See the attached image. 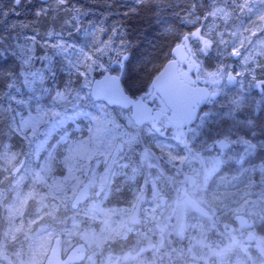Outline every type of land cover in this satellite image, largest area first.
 <instances>
[{"label":"rangeland","instance_id":"obj_1","mask_svg":"<svg viewBox=\"0 0 264 264\" xmlns=\"http://www.w3.org/2000/svg\"><path fill=\"white\" fill-rule=\"evenodd\" d=\"M31 1L0 0V51L4 55L11 53L17 61V69H11L6 81L0 83V104L6 109L0 113V140L11 143L13 150L19 153L17 164L20 174L27 177L24 189L32 185L31 171L42 164H50L52 177L56 178L67 175L71 165L72 184L83 186L90 181L95 183L90 199L78 209L70 206L63 209L61 218H66L70 226L72 216L76 215L96 231L102 225L89 222L84 216L90 203L100 200L107 209H128L132 207L135 197L143 192L145 199L140 204L139 222L131 225L133 231L127 239H110L102 252H96V264H101L109 251L123 254L132 246L145 248V230H153L154 239L159 238L161 232L157 224H163L166 216L171 218L177 192L182 195L179 186L183 184V192L196 201V212L189 205L182 217L175 219L180 221L175 228L167 226L163 232V244L171 250L165 252L174 254V234L178 233L182 223L185 230L183 235H178L179 240L175 244L182 242L187 229H194L188 241L182 242L188 256L195 259L189 258L188 264H250L248 254L238 242L232 244L223 260L209 255V245L219 249L232 243V238L222 233L217 242L209 240L208 231L212 223H194L192 216L203 215L199 210L203 208L215 216L214 220L231 223L239 214L254 220L264 214V182L260 172L261 166H264V86L256 85L246 75L236 76L235 73L243 67V56L230 55L238 40L231 33L257 23L255 6L251 12L237 11L228 24L221 22L211 34L215 43L205 49L198 36L190 34L188 40L186 30L193 28L194 32L201 28L203 35L212 19L189 24L185 15L196 3L197 11L193 15L202 17L211 7V0H121L124 8L129 10L143 6L146 8L144 11H152L161 34L171 41L165 61L153 64L138 55L140 44L127 33L121 17L112 8V1L101 9L94 5V0H90L89 5L43 0V12H51L52 16L64 13L57 27L51 25L46 29L34 27L28 17L26 9ZM228 7H235L232 0H228ZM217 32H222V36H217ZM221 39L224 43H220ZM180 40L189 43L192 58L200 64L195 75L208 79L209 73L223 70L222 76L214 79L216 83L220 81L222 97L203 106L195 124L185 129L170 125L166 119L160 122L158 129L151 124H137L131 109L92 97L94 80L106 71L119 72L121 58L129 53L124 70V78H128V91H136L137 95L158 107L164 106V101L152 88L151 79ZM144 60L151 64L147 72L142 68ZM231 71L237 77L233 82L228 81ZM258 78L264 79V76ZM249 104L254 105V111L244 116L243 108ZM36 115L40 119L35 127L23 130L19 135L13 132V122L19 125L21 117ZM98 128H102V132L97 133ZM177 131L183 132L181 139H177ZM14 138L17 140L13 141ZM219 140L228 141V149L221 151L218 144L210 149ZM245 140L255 144V149L245 151L246 145L242 142ZM146 149L150 152L148 161L141 158ZM170 154L185 159L173 161ZM197 154L200 159L192 160ZM242 154L243 162L237 163ZM217 159L222 161V165L209 177L207 184L193 190L183 183L185 176L195 175L196 172L200 173L202 182L204 169L211 167ZM133 168L138 172L135 179L130 180ZM13 178L14 174L7 164H0V186L9 188ZM157 191L166 204L160 205L159 199H153V193ZM68 194L71 195V188ZM214 196L219 199H213ZM35 207V203L28 206L25 219L35 216ZM2 214L3 210L0 209ZM121 219L119 213L114 215L113 226ZM200 220L203 221L202 218ZM214 228L220 231L221 225L216 223ZM201 239L205 241L204 245L198 243ZM61 241L63 251L68 244L63 237ZM55 242L56 234L51 241L53 246ZM127 242L128 245H125ZM77 243L79 241L74 238L72 245ZM142 258L144 256L141 255L140 264H145ZM84 264L90 262L85 260Z\"/></svg>","mask_w":264,"mask_h":264},{"label":"snow or ice","instance_id":"obj_2","mask_svg":"<svg viewBox=\"0 0 264 264\" xmlns=\"http://www.w3.org/2000/svg\"><path fill=\"white\" fill-rule=\"evenodd\" d=\"M58 3L66 4L67 0H58ZM232 3L235 7H228V0H211V7L202 17L199 14L193 15L197 11V4L193 3L190 12L185 15V20L189 24H196L201 19H212V23L205 34H201V28H197L191 33L193 36H198L204 48L207 49L215 43L211 34L219 27L221 22L228 24L237 11L239 13L251 12L255 6L257 23L242 31L231 33L234 38L238 37V40L236 46L231 49L230 55L243 56V67L241 71L235 73L236 76L246 75L256 85L264 86V79L258 78L259 76H264V0H232ZM76 11H79V9ZM217 36H222V32H217ZM220 43H224V40L221 39ZM219 74L209 73L210 76ZM233 75V73H228L230 81L233 79ZM4 111H6L5 106L0 104V113ZM39 119V115L27 118L21 117L19 125L15 122L12 123V130L19 135L23 130L35 127ZM99 132H102V128L97 129V133ZM176 137L181 139L183 132L177 131ZM242 142L246 145L245 151L253 150L256 147L255 144H251L246 140ZM217 144L221 151L229 147V142L226 140H219ZM40 147H43V145ZM18 157L19 153L13 150L11 143L0 140V164H7L14 174L9 188L6 189L0 186V209L3 210V214L0 215V264H84L85 260L90 262V264H96V252H102L108 240L116 237L127 239L128 234L133 231L131 225L139 222L137 209L145 199L143 192H140L135 197L132 207L128 209H107L102 206L103 202L100 200L90 203L84 211V216L89 222L101 224L102 227L99 231H96L90 225L86 226L85 221L76 215L72 216L71 225L68 226L66 218H61V211L69 206L72 209H78L83 202L89 200L95 182L90 181L83 186H80L79 183L72 184L71 165L68 167L67 175L62 178L52 177L51 166L46 162L38 169L31 171L32 185L25 190L24 181L27 177L20 174V168L17 164ZM141 158L144 161H148L150 152L146 149L142 153ZM184 159L185 157L183 156H171L173 161H184ZM191 159L197 160L200 157L197 154ZM243 160L244 155L242 154L237 163H242ZM201 164H203L202 160ZM221 165L222 161L217 159L212 162L211 167L205 168L202 182L200 173L196 172L195 175L185 176L183 183L190 185L193 190L201 188L202 185L207 184L209 177L218 171ZM137 172L138 169L133 168L129 179L134 180ZM260 172L262 182H264V166H261ZM69 188H71V195L68 194ZM101 188H103V184H101ZM153 199H159L160 205L166 204L163 196L158 191L153 193ZM213 199L218 200L219 197L214 196ZM33 203L36 204L35 216L25 219L27 208ZM203 203L207 202L204 201ZM189 205L197 206L188 197L187 192L183 195L178 194L171 214L176 215L179 219ZM199 210L203 215H209L203 208H199ZM117 213L122 219L114 227L112 217ZM239 219L241 227H245L248 224V221L243 217H239ZM60 225H63V227L58 228ZM167 226L166 223L157 224L161 233L166 230ZM184 230L185 225L181 223L178 227V234L183 235ZM54 234H56L55 246L51 243ZM61 237L68 244V247L63 249V251H61ZM74 238L79 241L75 246L72 245ZM249 238H252L251 233ZM236 242V237L233 236L232 243L225 247L217 249L209 245V255L223 260L231 249L232 244ZM198 243L204 245L205 241L201 239ZM257 247L264 251V241H258ZM147 248L158 250V245L149 241ZM145 251L146 248L137 249L135 246L123 251V254H114L109 251L103 257L101 264H140L141 255Z\"/></svg>","mask_w":264,"mask_h":264},{"label":"water","instance_id":"obj_3","mask_svg":"<svg viewBox=\"0 0 264 264\" xmlns=\"http://www.w3.org/2000/svg\"><path fill=\"white\" fill-rule=\"evenodd\" d=\"M129 56V53L125 54L122 62ZM189 56L186 43L175 44L171 50V57L151 80L153 88L169 108L167 113L154 109L143 97L133 96L127 91L123 80L124 64L119 73L106 71L94 80L91 89L92 97L95 100H104L110 105L131 108L132 117L138 124L152 121V125L157 127L158 122L166 115L174 127L187 128L196 123L202 107L208 100L217 98L221 93V90L212 91L207 85H194L185 80L180 73L179 65ZM235 79L233 75V79L229 81L232 82ZM138 212L139 207L137 215Z\"/></svg>","mask_w":264,"mask_h":264},{"label":"trees","instance_id":"obj_4","mask_svg":"<svg viewBox=\"0 0 264 264\" xmlns=\"http://www.w3.org/2000/svg\"><path fill=\"white\" fill-rule=\"evenodd\" d=\"M89 1L90 0H67L68 4L70 5H73L76 3L89 5ZM111 1H112V8H114L116 12H118L117 14L119 15V18L121 17L120 19L122 20L121 23L126 26L127 33L130 35L132 40H135V41L137 40L138 43L140 44V46L138 47V50H139L138 55L141 56L145 60L152 61L151 63L153 64L157 62L165 61L166 54L170 50L171 41L168 40V38H164V36L161 34L159 28L157 27L158 25L155 22L153 12L150 10H148L149 12H147V10L144 11L143 9H146V8H143V6L133 11L129 10L127 8H124L121 0H103V2L99 0H94V2L96 3L94 5H98L101 9H103L104 6L106 7ZM43 3H44L43 0H32L27 5L28 7L26 11L28 12V17L31 19V22H33V26L34 27L40 26L41 29H46L51 25H54L55 27H57L60 21L63 19L64 13L59 12L55 16H52L51 12L45 13L41 10ZM193 30H194L193 28H189L186 30L189 33V34H186V37L188 40L191 38L190 34L193 32ZM180 41H185V40H180ZM15 58L16 57L9 52H7L4 55L0 51V83H4L6 81L7 75L11 69L13 68L17 69V61ZM145 60L142 63L143 64L142 68L144 69V71L147 72L149 71V65L151 64L148 65L145 62ZM13 65L15 66L13 67ZM124 82L127 88L128 78H124ZM130 92L132 95L139 96L137 95L138 93L136 91H130ZM243 109H244L243 115L249 116L254 111V105L249 104L248 107L246 106V108H243ZM15 139L16 138H14L13 141ZM179 191L182 192V195H183L185 193L183 192L185 191V187L180 189ZM177 194L179 193L177 192ZM194 217H196V214H193V217H192V220L195 223ZM176 218L177 217L175 215H172L170 219L166 218L167 220L165 223L168 226L171 225L173 228H175L176 223L178 224L180 222V221H176L175 220ZM202 219L203 221L200 220V222H209L208 224L212 223L208 231L209 233L208 239L215 241L217 235L215 232L216 228H214V223L211 221V219H208L206 217H203ZM187 231L189 232L187 233ZM193 231L194 229H192V227L191 229H187L186 233H184V236L182 238V242L185 243V241H188L189 235ZM178 235H179L178 233L174 234V239H173L174 240L173 242L174 254L173 255L175 256L174 258L170 259L169 264H181L183 262L182 256L178 254L181 253V250L184 253L187 252V250H184L182 242L180 244H175L177 239L179 240ZM129 241H131V239ZM128 242L125 245H128ZM185 261H187V258Z\"/></svg>","mask_w":264,"mask_h":264},{"label":"flooded vegetation","instance_id":"obj_5","mask_svg":"<svg viewBox=\"0 0 264 264\" xmlns=\"http://www.w3.org/2000/svg\"><path fill=\"white\" fill-rule=\"evenodd\" d=\"M185 43H186L187 49L189 51V43L188 42H185ZM189 53H190L189 58L185 62L180 63V65H179L180 73L184 76L185 80L190 82V83H192V84H194V85H198V84L207 85L212 91L213 90H217V87H218V90H221L220 81H218L216 83V81L214 79L215 78H220L222 76V74H223V70L221 69L219 72H217V73H220L219 75L209 76L208 79L203 78V77H198L195 74L199 70L200 64L197 63L196 60L192 58V54H191L190 51H189ZM119 66H120V69H121V64L120 63H119ZM235 78H237V77H235ZM228 81H229V78H228ZM133 96H135V95H133ZM221 97H222V90H221L220 95L217 98H214V99L211 98L208 102H211L213 100H217V99H219ZM146 101H148V100L146 99ZM148 102L154 107V109H160L164 113L169 112V108L167 107L166 104L164 106H162V107H158L154 103H152L150 101H148ZM131 111H132V109H131ZM164 119H166L169 122V120L167 119V116L164 115L161 118V120L158 122L157 127H155V128L158 129L159 126H160V122L162 120H164ZM142 124H151L152 125V121L146 122V123H142ZM170 125H172V124L170 123ZM180 129H185V128H180ZM216 145H217V142H215V144H213L210 147V149L214 148ZM179 187L182 189V188H184V185L181 184ZM177 196H178V194H177ZM188 197L192 201H194L196 203L195 199L192 198L190 194H188ZM140 208H141V206L139 205V212H138L137 216H139ZM193 208H194L193 211L196 212V209H195L196 207L193 206ZM242 216H243L244 219H246L248 221V224L245 227H241V224H240L239 217H242ZM203 217L211 219V221L214 223V225L216 223L221 225V230L219 231L216 228V231H215L216 235H217L216 236V240H215L216 242L218 241V239H220L219 236H220V234L222 235V233L223 234L227 233L231 238L233 236H235L236 237V241L238 243H241L242 247L244 248V250L248 254L250 264H264V251H261V249L257 247L258 241H264V214L258 220H254V219H251V218L247 217L246 215L239 214V215H237L235 217V220L232 221L231 223H227V222L226 223H220L217 220H214L215 216H212L210 213L207 216L206 215H201V214H200V216L196 215V217H194V219H195V221H199L200 222V219L203 218ZM166 218H167V216H166ZM166 218L163 221V223L166 222V220H167ZM144 233L145 234H144V242L143 243L145 245L146 251L144 253H142L144 258H142L141 261H143L145 264H169L170 263V259L174 258L175 255H172V254H169V253L165 252L166 250H171V249L165 248V243L163 244V233H159L158 234V231H157V234H158V237H159L157 239H154V237H153L154 236L153 230H149V231L145 230ZM250 233L252 234V238L251 239L249 238V234ZM149 241H151V243H153L155 245H158V250H155V249H152V248H147V245H148ZM161 241H162V243H161ZM213 245H215V244H213ZM172 250L174 251V248ZM187 254H189V253L188 252L184 253L181 250L180 256H182V261H183L181 264H188L189 263V258H190V260H195L194 258H191ZM186 258H187V261H185ZM197 264H199V263H197Z\"/></svg>","mask_w":264,"mask_h":264}]
</instances>
